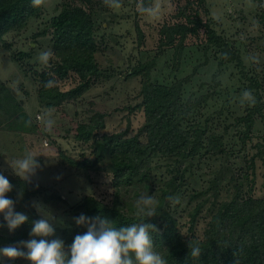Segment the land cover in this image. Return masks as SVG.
Listing matches in <instances>:
<instances>
[{"label":"trees","instance_id":"obj_1","mask_svg":"<svg viewBox=\"0 0 264 264\" xmlns=\"http://www.w3.org/2000/svg\"><path fill=\"white\" fill-rule=\"evenodd\" d=\"M47 1L40 7H33L31 0H0V44L8 33L20 32L31 19L40 18ZM144 2L147 6L152 0ZM205 3L206 0H187L173 17L175 21L162 24L159 29V55L171 52L172 62L175 63L173 68L179 69L180 60L189 45H204L205 52L216 49L225 62L237 63L245 77L239 51L229 47L226 39L213 27L212 20H204L200 10H193L197 4L207 14ZM97 6L106 7L103 0H63L56 15L37 34L36 37L51 36L53 53L51 67H44L37 78L36 94L40 109L54 111L77 102L104 78L105 73L97 60L99 44L94 20ZM257 17L260 26L264 27V11ZM139 32L140 38H143L140 29ZM191 38L196 40L192 44ZM25 56L21 53L19 59ZM158 57L141 63L128 75V78H141V88L136 96L140 102L134 110L142 112L143 123L135 135L129 136V131L104 133L110 115L108 112L96 111L87 120L78 123L74 139L90 144L94 159L75 161L64 156V161L76 170L84 171L89 178L92 172L104 166L112 198L109 202L110 197L84 196L73 210L74 217L84 214L92 219L106 218L118 229L144 220L143 223L155 226L150 233L154 250L168 264H264V198H255L245 188L246 182L255 184L256 158L264 159V151L248 159V166L240 176L235 173L233 165L229 164L225 142L230 129L226 127L223 132H211L212 118L207 117L204 124L193 118L218 92L184 102L183 89L191 76L176 81L155 77ZM52 78L58 82L57 86L46 89L45 82ZM250 81L251 89L255 90V103L248 109L246 117L238 118L245 131L239 130L242 125L237 122L231 126L244 141L251 137L255 117L264 116L263 85L254 78ZM0 116L7 128L16 133L34 134L37 130L25 111L23 101L2 81ZM29 120L30 125L27 124ZM205 158L222 162L219 165L221 170L211 173L207 187L192 191L183 207L181 193H184L186 177L192 178L196 163ZM165 160L173 175L163 181L154 175L153 165L155 161ZM250 170L254 172L251 180ZM0 174L12 185L7 198L21 199L22 207L15 211L28 217L14 230V244L20 245L31 239H46L49 242L60 239L65 244V251H68L75 237L87 232V226L80 225L78 228L53 227L54 232L48 237L31 236L33 223L43 219L31 203L40 195L41 189L30 180L5 175L1 171ZM141 195H155L158 201L156 215H136L135 202ZM169 196L177 197L179 202H170ZM44 202L52 206L64 203V199L51 194L44 198ZM201 223L204 227L199 230ZM191 240L201 248L199 257L190 256L188 244Z\"/></svg>","mask_w":264,"mask_h":264},{"label":"rangeland","instance_id":"obj_2","mask_svg":"<svg viewBox=\"0 0 264 264\" xmlns=\"http://www.w3.org/2000/svg\"><path fill=\"white\" fill-rule=\"evenodd\" d=\"M144 1L122 0L121 7L116 9L95 7L94 20L99 44L97 60L106 78L104 76L79 101L54 110L56 123L51 132L35 121V116L45 111L40 109L36 94L38 74L44 68L38 57L42 51H52V40L51 36H36L56 15L63 0H48L40 18L31 19L20 32L8 33L0 44V81L6 83L16 97L23 101L26 113L37 127L34 134L16 133L7 128L0 116V171L5 175L17 176L10 163L22 159L27 151L37 156L39 166L27 180L35 183L41 193L31 203L52 227H80L75 222L73 210L84 196H105L110 197L108 201H111L109 176L104 166L92 172L89 178L84 171L69 166L64 156L75 161L94 159L93 147L76 141L74 137L78 123L87 120L96 111L110 113L104 133L129 131V136L137 133L143 123L142 112L134 110L140 102L136 96L141 88V78H128V75L141 63L155 56H159L155 77L176 81L191 76L183 89L184 102L218 92L193 118L202 124L207 117L212 118L211 132H223L226 127L230 129L225 142L229 151V164L233 165L235 173L240 176L245 166H248V159L264 151V116L255 117L251 137L247 141L240 138L238 131L231 127L237 122L242 125L239 130L245 131L244 124L238 118L246 117L248 109L254 105L241 103L245 90L251 91L255 97V90L250 86L251 78L261 82L264 97V27L260 26L257 17L258 13L264 11V0H206L207 14L197 4L193 9L200 10L204 20H212L213 27L226 39L229 47L235 52L239 51L245 77L237 63L225 62L216 49L205 52L204 45H189L180 60L179 69H174L171 52L159 55V29L165 22L175 21L173 17L187 0H152L147 6ZM157 7L159 18L151 19L145 10ZM139 29L143 38H140ZM193 39L191 44L196 41ZM21 53L26 56L19 59ZM129 106L132 108L129 109ZM166 163L167 160L155 161L153 168L157 179L164 181L173 175ZM221 163L208 158L196 163L193 177L187 176L184 182V193H181L183 207L188 203L192 191L208 186L211 173L221 170ZM256 165L255 184L246 182L245 188L255 198H264V159L256 158ZM249 172L251 180L254 172ZM51 194L62 196L64 203L46 205L44 198ZM13 201L14 210H19L22 207L21 199ZM0 225V249L13 246L28 251L23 244L12 242L14 231L9 230L2 214ZM203 227L201 223L199 230ZM0 264H31V261L24 257L11 259L0 254Z\"/></svg>","mask_w":264,"mask_h":264},{"label":"clouds","instance_id":"obj_3","mask_svg":"<svg viewBox=\"0 0 264 264\" xmlns=\"http://www.w3.org/2000/svg\"><path fill=\"white\" fill-rule=\"evenodd\" d=\"M33 7H40L45 0H31ZM106 7L116 9L121 7L122 0H103ZM151 19L159 18V8L145 10ZM53 53L42 51L38 60L45 67H51L50 61ZM55 78L45 82L44 87L51 89L57 86ZM241 103L254 104L255 97L252 92L245 90L241 97ZM38 120L42 127L51 132L56 123L53 118V110H45ZM28 125L31 124L29 120ZM37 156L32 152H25L22 159L13 160L10 166L15 174L21 179H29L38 168ZM12 191L9 180L0 174V214L3 215L7 227L14 231L24 224L28 217L23 213L14 210V201L7 198L6 194ZM168 200L178 203L177 197L169 196ZM136 215L151 217L156 215L158 201L155 195H141L135 202ZM144 221V220H143ZM133 223L127 227L119 229L113 222L106 218L96 217L94 219L81 214L75 218L77 225H86L87 232L77 235L69 250L65 251L63 240L54 239L50 242L46 239H31L21 242L27 248L24 252L16 247L9 246L0 249V254L15 259L24 257L31 261V264H168L158 252L154 250L150 233L155 230V226L147 223ZM2 226V225H0ZM54 232L53 227L47 219H40L33 223L30 235L33 237H48ZM190 256L192 258L201 255V248L197 242L189 241Z\"/></svg>","mask_w":264,"mask_h":264},{"label":"built area","instance_id":"obj_4","mask_svg":"<svg viewBox=\"0 0 264 264\" xmlns=\"http://www.w3.org/2000/svg\"><path fill=\"white\" fill-rule=\"evenodd\" d=\"M39 116H40V115H37V117H36V119H37L38 122H39V120H38V117H39ZM45 144L48 145L47 141H45Z\"/></svg>","mask_w":264,"mask_h":264}]
</instances>
